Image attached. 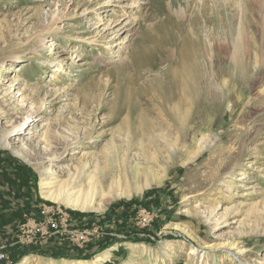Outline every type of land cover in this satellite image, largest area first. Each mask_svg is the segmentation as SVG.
<instances>
[{"label": "rangeland", "instance_id": "obj_1", "mask_svg": "<svg viewBox=\"0 0 264 264\" xmlns=\"http://www.w3.org/2000/svg\"><path fill=\"white\" fill-rule=\"evenodd\" d=\"M263 19L264 0H0V168L75 221L133 205V264H264ZM111 145L131 158L133 195L107 183L100 212L43 198ZM52 251L13 264L106 253Z\"/></svg>", "mask_w": 264, "mask_h": 264}, {"label": "crops", "instance_id": "obj_2", "mask_svg": "<svg viewBox=\"0 0 264 264\" xmlns=\"http://www.w3.org/2000/svg\"><path fill=\"white\" fill-rule=\"evenodd\" d=\"M31 185L29 178L19 169L11 168L8 165L7 168L6 166L0 168V248L7 246L5 252L13 260L14 256L23 253L19 250L20 248L9 246V242L15 237L17 225L27 218H38V206L41 204ZM133 215V205H127L113 209L107 216H100L99 219L107 227V232H115L119 236L126 237L125 239H106V247L98 255L106 252L109 254V260L102 264H116V260L125 255L128 256V261L125 264H133V258L141 259L136 258L138 254L135 250L139 249L133 248V227L130 226ZM64 245L54 238L49 240L47 245L41 249L32 248V255L51 252L59 247L63 251L60 253L63 256V254L69 253ZM0 264L3 263L0 262Z\"/></svg>", "mask_w": 264, "mask_h": 264}, {"label": "bare ground", "instance_id": "obj_3", "mask_svg": "<svg viewBox=\"0 0 264 264\" xmlns=\"http://www.w3.org/2000/svg\"><path fill=\"white\" fill-rule=\"evenodd\" d=\"M262 28H264V27H262ZM262 33H263V31H262ZM263 36H264V34H263ZM239 37H240V33H239V36L237 37V39L235 40V42L234 43H230L231 44L232 51H233V54H234L233 57H232L234 61H236L237 59H239V58H235L236 57L235 54L240 49V46L238 44L240 42V39H239V42H238V38ZM242 40L243 39H241V41ZM263 43H264V41H263ZM110 46L111 45H107V48L108 49L109 48L111 49ZM3 82H4V80H0L1 87H3V85H2ZM191 91H192V89H191ZM7 94H8V90H3L2 93L0 94L1 95V99L4 98ZM188 99H190V98H188ZM179 106H180V104H179ZM186 110H188V109H186ZM186 110H185V112H186ZM190 111H187V112L189 113ZM31 134H32V132L30 131V132L25 133L23 136L24 137L25 136H30ZM7 137L9 138V136H7ZM18 141L19 140H17L16 142L14 141L13 144H17ZM4 144L6 146H9L10 143L7 141V139H4ZM105 150H106V152H105L106 154L105 155H107L106 156L107 159L103 155L100 156V157H98V159H96V160L94 159L95 162H93L94 164H92L93 165V170H91V172L86 173L87 172V169H86L87 164L86 163H83L82 166L76 167L74 169L73 174L69 173V175H71L70 178H72V180H71V182H72L71 183V189H69V188L66 189L64 187L67 190V191L66 190L64 191V189L61 188L63 186H61L59 190L55 191V190H53L54 189V183L52 181H50L47 184V187H46V190L47 191L44 193L45 195H44L43 198L45 200H47V201H51L54 204H62V205H65L66 208L68 207V208H70V209H72L74 211H79V212H93V211H99L100 210L99 204L98 205H94V197L97 195V192L98 191L102 192L101 195L104 194L103 192H104V190H105V188L107 186V183H108V186L110 188H112L113 190H116V189L119 190V188H122L123 187V184H124V187L123 188L125 190L124 191L125 193L117 194V192H116L115 195H117V196L129 197V196L133 195V191H134L133 189L134 188L132 187L133 188L132 189L130 187V180H129V178L131 177V180L133 181V177H135V175L133 174V165H131V158L128 157L127 149L126 150H121L120 147H117L116 145H111V146H109V149L108 148L107 149L105 148ZM65 152H66V150L63 151V154ZM102 158L103 159L104 158L106 159V162H105L106 164H104L103 166L101 165ZM82 179L83 180H86V184H84L85 186H83ZM144 185L147 186L148 184L145 183ZM72 186H73L74 189L75 188H77V189L79 188V189H78V191L75 192V194H73V196H70L71 194L69 192L73 189ZM138 189H139V187H137V190ZM110 193L111 192L107 193V195L110 194ZM111 194H113V193H111ZM101 200L103 201V199H101ZM102 211H103V209H102ZM225 245H227V244H225ZM219 248L221 249L222 247H219ZM195 254H196V251H194V249H191L190 250V255H195ZM141 257L142 256H140L139 254H138V256H136V258H141ZM108 260H109V254L108 253H105L102 256H97L96 257L95 264H102L103 262H106ZM33 263L34 262L28 261V262H26L24 264H33ZM51 264H53V263H51ZM56 264H87V263H85V262H63V263L62 262H56Z\"/></svg>", "mask_w": 264, "mask_h": 264}, {"label": "built area", "instance_id": "obj_4", "mask_svg": "<svg viewBox=\"0 0 264 264\" xmlns=\"http://www.w3.org/2000/svg\"><path fill=\"white\" fill-rule=\"evenodd\" d=\"M149 216L152 217L150 214ZM131 220L130 226L133 227V217ZM150 221L144 219L143 222L139 220L134 224L136 223L141 229H144ZM16 233V242L9 245L11 248L17 247L26 254L32 255V248L41 249L44 247L45 241L55 238L60 243L68 245L69 253L60 257L67 260H79L103 251L106 247L107 238H126L117 235L115 232H107V227L101 223L99 218L75 221L65 212L59 210L58 207L47 206L46 204L38 206V218H27L18 224ZM6 248L7 246L0 248V262L13 264V260L5 252ZM86 249L89 250L86 251Z\"/></svg>", "mask_w": 264, "mask_h": 264}, {"label": "trees", "instance_id": "obj_5", "mask_svg": "<svg viewBox=\"0 0 264 264\" xmlns=\"http://www.w3.org/2000/svg\"><path fill=\"white\" fill-rule=\"evenodd\" d=\"M55 258H59V257H55ZM89 259V257L85 256L83 258H80L79 260H82V261H87Z\"/></svg>", "mask_w": 264, "mask_h": 264}]
</instances>
